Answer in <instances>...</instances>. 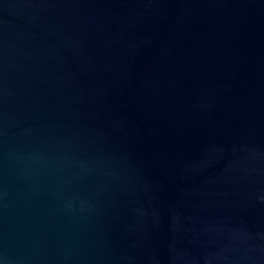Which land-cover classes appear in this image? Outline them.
Returning a JSON list of instances; mask_svg holds the SVG:
<instances>
[{"label":"water","instance_id":"1","mask_svg":"<svg viewBox=\"0 0 264 264\" xmlns=\"http://www.w3.org/2000/svg\"><path fill=\"white\" fill-rule=\"evenodd\" d=\"M0 264H264V0H0Z\"/></svg>","mask_w":264,"mask_h":264}]
</instances>
